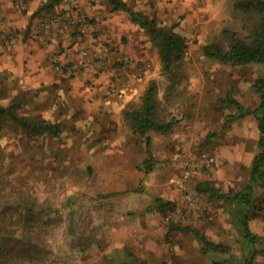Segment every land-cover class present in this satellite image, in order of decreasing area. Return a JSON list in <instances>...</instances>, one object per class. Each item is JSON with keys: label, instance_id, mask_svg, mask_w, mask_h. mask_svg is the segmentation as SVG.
<instances>
[{"label": "rangeland", "instance_id": "obj_1", "mask_svg": "<svg viewBox=\"0 0 264 264\" xmlns=\"http://www.w3.org/2000/svg\"><path fill=\"white\" fill-rule=\"evenodd\" d=\"M234 1L214 0L205 26L203 15V24L191 26L183 13L167 16L187 48L170 72L160 67L155 79L160 96L168 84L182 95L167 106L177 119L172 129L148 132V173L140 167L144 149L101 155L87 150L68 126L54 136L31 133L6 117L0 121V264H210L217 257L264 264V167L257 184L250 182L257 120L248 114L228 121L242 109L226 100L256 107L252 82L264 75V63L233 65L202 52L207 42L226 45L223 27L243 31L244 15ZM138 137L142 148L145 140ZM201 152L213 161L201 160ZM183 169L190 176L180 188L174 179ZM203 181L228 194L249 183L256 209L246 207L239 220L244 209L202 192ZM156 197L171 206L159 210ZM244 217L256 238L244 236ZM171 224L198 229L229 251L203 250L197 234Z\"/></svg>", "mask_w": 264, "mask_h": 264}, {"label": "crops", "instance_id": "obj_2", "mask_svg": "<svg viewBox=\"0 0 264 264\" xmlns=\"http://www.w3.org/2000/svg\"><path fill=\"white\" fill-rule=\"evenodd\" d=\"M123 1L131 11L154 15L165 24L167 16L183 13L190 26L206 21L205 26L214 15V0ZM76 15L85 16L86 23L81 38L70 45L77 33L72 26ZM49 16L59 17L58 30L42 28ZM2 28L15 33L17 43L10 46L0 38V105L20 96L19 115H37L70 127L90 152L124 156L135 148L146 155L140 137L125 126L122 111L138 101L149 79L159 77L160 61L146 32L127 10H111L107 0H0ZM68 32H73L71 40ZM81 48L95 60L79 66L71 77L60 76L50 65L48 55L57 49L69 52L78 63ZM125 55L143 63L145 70L140 73L123 65L120 59ZM109 86L116 91L105 94Z\"/></svg>", "mask_w": 264, "mask_h": 264}, {"label": "trees", "instance_id": "obj_3", "mask_svg": "<svg viewBox=\"0 0 264 264\" xmlns=\"http://www.w3.org/2000/svg\"><path fill=\"white\" fill-rule=\"evenodd\" d=\"M107 1L110 4L111 10H127L131 14L132 19L139 22V25L146 32L148 40L157 48L162 72H170L172 67L183 58L187 42L185 36L177 29L176 23L165 24L154 15L147 16L141 12H133L123 0ZM234 6L240 9L244 15L241 24L243 31L223 27L221 34L225 38L226 45L218 41L207 42L202 45L203 54L218 57L233 65L250 62L264 63V0H235ZM83 20L86 23L85 16ZM79 38H81V34L75 33V40L70 45L75 43ZM252 87L259 98L257 106L254 108L243 107L234 98L229 96L226 99L227 103H236L242 109V113L231 115L227 120H236L248 114L253 115L257 120L259 130L257 140L258 150L254 153L251 160L250 181L257 184L254 178L256 175H263L262 167H264V75L256 77L252 82ZM181 95V91H174L168 84L160 96L158 93V82L155 78H151L146 83L137 103L129 105L122 111L124 124L128 130L137 136L143 137L145 140L146 157L141 166V170L144 173H148L152 169L151 138L148 132L154 130L164 133L172 129L177 119L173 115H170L167 106L175 104L177 98L181 97ZM22 107L23 99L20 96L14 97L7 105H0V121L6 117L15 123L16 126L34 134L49 133L54 136L60 134L61 123L51 122L37 115H19L18 112ZM248 184L243 189L232 194L223 192L221 189L210 185L207 181L199 183V189L230 204L235 202L234 204L238 205V210L244 209V211H239L240 216L238 218L241 220L240 217L243 216L246 207L255 208L256 206L255 203H252V193L248 190ZM238 201L240 202L238 203ZM155 202H157L159 210H166L172 204V201L164 200L161 197H156ZM242 223L244 224V236L250 239L256 238L257 236L249 228L247 217L243 218ZM170 228L191 230L202 241L203 250L218 253L229 251L228 245L209 240L198 229L191 226L171 224ZM245 262L250 263V260L245 258ZM133 264L146 263L143 260H135ZM210 264L239 263H230L227 258L217 257L212 258Z\"/></svg>", "mask_w": 264, "mask_h": 264}, {"label": "built area", "instance_id": "obj_4", "mask_svg": "<svg viewBox=\"0 0 264 264\" xmlns=\"http://www.w3.org/2000/svg\"><path fill=\"white\" fill-rule=\"evenodd\" d=\"M59 21V17L49 16L42 21L41 25L42 28L48 31L54 28H56L55 30H58ZM84 24L85 22L81 15H76L72 20V26L74 27V31H76L77 33H81L82 31H84ZM68 33L69 34L67 40H71L72 36H74L73 32ZM0 38L5 40L10 46H14L17 43V37L15 36V33L4 28L0 30ZM79 52L81 54V60L78 63L71 59L69 52L61 53L59 49L50 52L48 55V60L50 65L56 70L57 73L60 74V76L71 77L79 66L87 67L95 60L88 49L81 48ZM120 62L128 68L136 69L140 73L145 70V65L143 63H139L134 57L130 55L121 57ZM115 91L116 88L114 86H109L105 89L104 93L110 94L114 93ZM199 158L207 163L213 161V156L209 155L206 152H201ZM189 176L190 171L188 169L181 170V172L174 179L176 186L180 188L184 187V184ZM187 197L190 199L189 202L193 204L192 197L190 195Z\"/></svg>", "mask_w": 264, "mask_h": 264}]
</instances>
